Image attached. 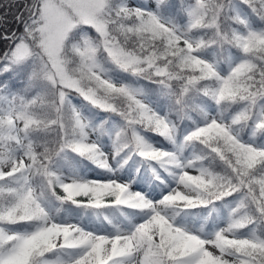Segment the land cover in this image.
<instances>
[{"label":"snow or ice","instance_id":"1","mask_svg":"<svg viewBox=\"0 0 264 264\" xmlns=\"http://www.w3.org/2000/svg\"><path fill=\"white\" fill-rule=\"evenodd\" d=\"M0 264H264V0H0Z\"/></svg>","mask_w":264,"mask_h":264}]
</instances>
